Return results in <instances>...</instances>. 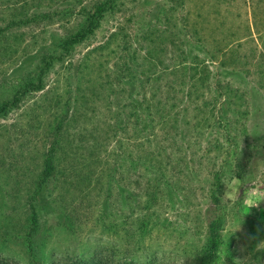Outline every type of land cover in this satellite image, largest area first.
I'll use <instances>...</instances> for the list:
<instances>
[{"label": "trees", "instance_id": "obj_1", "mask_svg": "<svg viewBox=\"0 0 264 264\" xmlns=\"http://www.w3.org/2000/svg\"><path fill=\"white\" fill-rule=\"evenodd\" d=\"M48 1L59 3V0ZM85 2L75 0L82 7V22L67 29L65 38L54 40L49 45L46 42L41 44L35 55L26 51L30 46H24V34L19 35L15 31L23 26L40 24L46 19H52L48 23H62L67 20V14L52 12L50 16L31 15L28 13L31 6L28 0L12 8L10 6L8 17L4 16V25L0 27V68L5 64L12 65L16 73L27 71L23 62L28 58L33 62V68L27 71L16 87L15 94L0 103V120H8L12 113L20 110L26 97L44 92L48 87L47 78L57 67L75 75V82L71 85V89L74 87L73 96L70 95L65 103L57 100L51 105L50 102L47 107L52 113L51 124L42 130L36 128L39 116H31L34 112L28 113L30 120L24 122L23 116H20L13 124L16 127L13 137L26 139L28 133L33 132L27 142H43L48 145L45 151H41V154L39 152L41 170L31 177L28 184L30 187L26 191L31 217L30 229L24 242L31 264H44L46 259L36 239L40 231L41 212L55 214L58 209L59 217L64 219L60 225L70 231H73V226L82 217L95 218L103 231L134 241L140 247L144 236L152 228L169 229L170 220H163L165 210H173L179 205L177 214L184 220L189 219L194 208L188 206L189 192L180 183L181 178L191 176L189 162L191 164L194 157L190 156L188 137L205 139L207 135L213 137L228 133L231 127L229 116L236 114L235 107H238L236 102H232L236 96L223 94L228 86L224 87L210 66L198 62V57L193 60L188 56L191 43L178 44L172 35L166 38L165 31L161 33L158 26L148 28L145 35L143 33L137 39L136 48H133L135 40L130 39L126 28H120L106 42L90 48L104 21L116 18L126 1L95 0L88 6L84 5ZM54 17H58V20L55 21ZM165 18L170 21L168 17ZM168 43L173 45L177 53L173 71L180 82L175 84L183 89V97L189 105V108H182L175 116L170 110L174 109V105L170 107V104L177 100L179 92L170 88L168 94L164 95L160 90L164 72L159 70L162 67L167 71L171 68L166 66L164 60L168 53ZM86 45V53L75 61L78 50ZM141 53H145L142 60ZM112 58L117 60L114 66H110ZM201 89L209 91L213 103L207 102L206 94ZM228 91L231 92V89ZM97 103L104 106V115L103 112L101 115ZM38 111L41 116L46 114L45 107H40ZM113 111L116 112L112 116L113 121H106L109 113L114 114ZM188 116L192 118L189 123ZM97 117L104 120L99 123ZM126 119L128 123L123 124ZM21 120L24 126L19 122ZM114 135L116 147L111 149ZM217 144L218 141L208 139V147L200 150L203 151L202 155L209 160L212 153L222 150L220 145L216 150ZM4 151L0 161L2 168L6 167L9 160H14L7 172L14 181H18V185L26 181L29 169L26 170L20 164L23 156H14L13 152L9 153V148H4ZM218 160L217 155L211 160L214 170L207 194L208 206L197 211L201 221L199 225L204 229L203 247L199 253L205 264H217L224 246L223 232L229 216L224 201L229 168L220 167ZM235 169L230 172L240 180L241 186L239 200L235 204L238 211L235 210L233 214L244 219L252 235L264 239V220L241 213L250 188L248 178L241 172L240 166L236 165ZM0 264H9L1 254ZM52 264L163 262L155 259L144 263L134 258L121 259L116 254L98 251L89 258L72 257Z\"/></svg>", "mask_w": 264, "mask_h": 264}, {"label": "rangeland", "instance_id": "obj_2", "mask_svg": "<svg viewBox=\"0 0 264 264\" xmlns=\"http://www.w3.org/2000/svg\"><path fill=\"white\" fill-rule=\"evenodd\" d=\"M24 1L28 0H0V27H3V19L8 17L10 8ZM94 1L86 0L84 5L88 6ZM125 1L116 18L104 21L90 48L103 44L120 28L127 29L130 39L135 40L133 48H136L137 39L143 33L145 35L148 28L158 26L161 33L165 31L166 38L172 35V39L178 44L191 43V51L187 50L188 56L193 60L198 57V62L207 63L224 87L228 86L223 94L236 96L233 97L232 102L237 103L238 107H235L237 111L236 114L232 113L229 116L231 127L228 126V133L213 137L205 136L207 140L218 141L216 150L219 145L222 148L216 154L212 153L209 160L202 155L203 151H200L201 148L208 147L206 138L188 137V142L191 144L190 156L194 157L192 163L189 162L191 176L181 178L180 183L189 192L188 206L194 208L189 219L184 220L177 214L179 205L173 210H165L163 220H170L169 229L152 228V231L144 236L143 245L140 247L134 244V241L103 231L101 224L95 218L82 217L81 221L73 226V231H70L60 225L64 223V219L61 220L59 217L58 209L57 211L55 208V214L47 215L41 212L39 213L40 231L36 239L46 255L44 264H52L72 257L89 258L98 251H102L103 254H116L121 259L134 258L144 263L157 259L163 264H205L199 253L203 247L204 229L199 225L201 221L197 217L199 214L197 211L208 206L207 194L211 173L214 170L211 160H214L215 155L219 158L220 167L229 168L224 194L229 216L223 232L224 246L217 264H264V239L252 235L244 219L241 220L233 214L237 210L235 204L239 200L241 182L230 172L236 170L237 165L248 178L250 191L241 213L264 220V0ZM29 2L31 6L28 13L31 15L50 16L52 12L68 15L67 20L62 23H48L52 22V19H46L40 24H33L32 27L23 26L15 31L19 35L24 34V46H28L27 44L30 46L26 51L34 55L40 50L41 44L46 42L49 45L54 40L65 38L67 29L82 22L80 16L82 7H79L75 0H59V3L55 4L48 0H29ZM54 19L56 21L58 17ZM87 47L86 45L78 50L75 61L83 57ZM166 50L168 53L164 58L165 64L171 68L168 71L163 70V67L159 70L164 72L163 80L160 81V90L164 95L168 94L170 88L179 92L177 100L170 104V107L174 105V109L170 108V110L175 116L182 111V108H189V105L183 97V89H179L178 84H175L180 82L173 71L177 62L175 48L168 43ZM140 56L142 60L145 53H141ZM110 61L112 62L110 66H114V62H117L113 58ZM23 64L27 71L33 68V65L31 66L33 62L29 58ZM13 68L12 65L7 64L0 68V103L15 94L16 87L27 74L26 70L15 73ZM68 79L71 81H67ZM74 82L75 75L72 76L64 72L60 66L57 67L56 71L47 78L48 87L44 92L26 97L20 110L12 113L8 120H0V161L4 157V148L7 150L9 148V153L13 152L14 156L18 155V158L23 156L21 160L19 159L20 164L25 166L26 170L29 169L28 179L18 185V181H14L12 175L7 172L11 168V163L14 164V160H9L5 168L0 165V254L9 264H31L24 242L30 229L31 217L28 207L29 196L26 191L30 187L28 184L32 180L31 177L41 170L42 161L38 157L39 152L41 154V151H45L48 147L43 142H27L33 132H29L26 139L13 137V130L16 134V127L13 124L20 116H23L24 122L30 120L28 113L32 112L34 114L31 116H39L36 128L42 130L44 126L51 124L52 113L47 107L50 106V102L51 105L57 100L65 103L70 95L73 96L74 87L71 89V85ZM228 89H231V92ZM201 92L206 94L207 102L213 103L209 91L201 89ZM98 104L101 115L102 112L104 115L106 112L104 106L102 103ZM218 106L220 107L219 104ZM40 107H45L46 114L41 116L38 111ZM113 112L112 115L109 113L106 121H113L112 116L116 113ZM190 116L187 118V123L192 120ZM102 119L104 120L102 117L96 118L99 123ZM23 120L19 122L23 123ZM126 123L128 119L123 124ZM115 141L114 135L111 149L116 147ZM212 151H215L214 148ZM145 182L144 178V193Z\"/></svg>", "mask_w": 264, "mask_h": 264}]
</instances>
